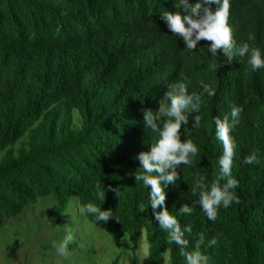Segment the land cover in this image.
I'll use <instances>...</instances> for the list:
<instances>
[{"label":"trees","instance_id":"1","mask_svg":"<svg viewBox=\"0 0 264 264\" xmlns=\"http://www.w3.org/2000/svg\"><path fill=\"white\" fill-rule=\"evenodd\" d=\"M178 2L0 0V230L53 195L63 201L49 221L60 224L69 199L78 197L82 207L92 203L112 212L107 223L84 214L117 247L126 234L136 252L146 230V264H164L167 253L170 264H186L155 218L150 189L135 179L143 172L136 157L157 139L145 127L144 113L158 109L168 86L183 82L191 94L208 84L216 95L204 94L200 113H185L189 123L181 128V140L191 139L198 155L192 165L178 167L176 184L162 185L166 201L155 211L167 207L182 229L192 227L185 232L187 251L203 235L199 251L209 264H264V68L252 71L247 56L229 61L222 50L213 57L208 41L187 50L163 19V13L178 11ZM230 5L236 47L248 43L264 58V0ZM233 107L243 109L230 132L236 143L232 176L239 181L234 191L241 202L220 207L212 222L191 186L198 175L209 184L219 175L223 146L214 120L228 116L231 124ZM197 115L201 124L193 128ZM253 151L259 163H244ZM98 183L103 200L96 195ZM185 203L193 207L189 215L179 212ZM213 238L217 244L209 247ZM112 264H122L121 258Z\"/></svg>","mask_w":264,"mask_h":264},{"label":"clouds","instance_id":"2","mask_svg":"<svg viewBox=\"0 0 264 264\" xmlns=\"http://www.w3.org/2000/svg\"><path fill=\"white\" fill-rule=\"evenodd\" d=\"M216 5L215 10L211 7ZM230 0H200L197 3H190L189 0H179L175 3L178 9L175 13H163V19L168 24L170 31L174 35L181 37L186 45V49L191 51L197 48L200 41L210 42L208 51L215 57L221 50L231 61L234 57L247 56V64L252 71L264 68V58L258 48L249 47L248 43L236 47L233 40L232 28L228 20L230 15ZM183 8V12L179 9ZM249 40H255L254 34H249ZM210 68H216L215 64ZM202 93L189 94L187 86L183 82H177L168 86V91L159 100L158 109L153 112L148 109L144 113L145 127L156 134L155 143L151 144L150 151H142L136 157L140 161L143 172L135 173L137 183L150 189V207L154 211L156 220L159 221L161 229L167 232V242L175 243L180 249V255L185 258L186 264H209L210 257L199 251L203 241V235L195 244V250L187 251L189 240L185 238V232L191 233L192 227L189 225L182 229L176 216L171 215L167 207L163 211H155L165 204L166 193L162 185H173L180 179L178 167L190 166L193 164V157L198 155V148L191 139L181 140V128L188 125L189 117L185 113H200L202 97L207 94L209 97L216 95V89L208 84H202ZM242 107H233L229 117L223 119L216 117L214 120L216 137L223 146L222 155L219 157V175L211 183H206V177L198 175L195 183L191 186L193 195L198 194L195 202L200 206L207 218L215 222L218 218L220 207L229 208L233 203L239 204L241 201L235 193L239 181L232 176L233 159L235 155L236 143L230 135L231 128L239 123ZM201 116L195 117L193 128H199ZM187 132V129H185ZM244 163L256 165L259 163L257 153L253 151L245 157ZM223 182V183H222ZM96 195L101 200L105 199L104 190L100 184H96ZM144 211V209H141ZM81 213L93 214L98 222L107 223L113 216L110 210L102 211L92 203H88L80 208ZM179 212L189 215L193 212V207L183 204ZM125 240L131 244L132 241L125 234ZM74 237L71 229H66L64 239L57 245L59 256L67 259L72 253L69 245L73 243ZM217 244L213 238L208 242L209 247Z\"/></svg>","mask_w":264,"mask_h":264},{"label":"rangeland","instance_id":"3","mask_svg":"<svg viewBox=\"0 0 264 264\" xmlns=\"http://www.w3.org/2000/svg\"><path fill=\"white\" fill-rule=\"evenodd\" d=\"M62 201V197L54 195L40 199L5 223L0 230V264H112L118 257L122 264L148 262L146 230L141 234L136 252L133 243L124 238L119 248L105 230L93 225L80 212L82 206L78 197L69 199L60 224L51 223L50 211ZM66 229H71L74 237L69 245L72 255L67 259L59 256L56 250ZM164 264H170L169 253Z\"/></svg>","mask_w":264,"mask_h":264}]
</instances>
